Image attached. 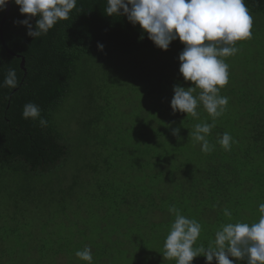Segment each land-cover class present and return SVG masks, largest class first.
<instances>
[{"label": "trees", "instance_id": "trees-1", "mask_svg": "<svg viewBox=\"0 0 264 264\" xmlns=\"http://www.w3.org/2000/svg\"><path fill=\"white\" fill-rule=\"evenodd\" d=\"M244 2L252 36L222 58L229 79L219 94L228 105L207 137L215 149L204 153L192 134L213 118L202 104L198 118L170 106L174 85L194 86L179 72L178 38L161 50L139 24L108 16L107 0H77L67 20L33 38L18 23L28 14L10 0L2 24L8 49L0 39V264H87L75 254L86 246L93 264H176L164 255L170 206L201 224L194 247H208L224 224L259 220L264 0ZM10 69L14 88L4 84ZM133 93L147 95L143 113L131 110ZM29 102L41 110L36 119L22 115ZM225 132L228 151L218 143Z\"/></svg>", "mask_w": 264, "mask_h": 264}, {"label": "clouds", "instance_id": "clouds-1", "mask_svg": "<svg viewBox=\"0 0 264 264\" xmlns=\"http://www.w3.org/2000/svg\"><path fill=\"white\" fill-rule=\"evenodd\" d=\"M8 0H0V11L4 10ZM19 6L21 14H28L18 21L26 26L27 34L33 38L47 34L60 20H67L76 7L77 0H13ZM108 16H126L133 25L139 24L148 38L161 50H167L173 40L184 44L178 55L179 72L185 81L194 86H173L174 95L170 106L172 111L186 113L198 118L197 108L203 105L213 118V123L195 125L193 139L200 142L201 151L210 153L215 149L207 139L215 127V119L220 117L227 105L228 97L221 96L220 89L229 79V65L225 57L235 55L239 49L237 41L250 39L253 17L244 0H107ZM38 17L35 27L29 23ZM103 49V44L97 45ZM4 84L15 87L17 77L10 69ZM199 88L197 96L193 93ZM40 108L34 103L24 106L25 119H36ZM45 121L41 120V124ZM172 134L180 140L179 128ZM232 137L225 132L218 143L226 150L231 149ZM261 216L255 223H227L215 233L214 241L208 247H194L200 236L202 226L194 219L182 215L175 206L169 212L175 214L174 222L166 236L164 255L175 259L176 264H192L195 257L203 255L205 264L215 259L217 264H234L246 261V264H264V203L258 205ZM225 216L231 212L224 209ZM76 256L87 264H93V255L89 247L78 250Z\"/></svg>", "mask_w": 264, "mask_h": 264}, {"label": "rangeland", "instance_id": "rangeland-1", "mask_svg": "<svg viewBox=\"0 0 264 264\" xmlns=\"http://www.w3.org/2000/svg\"><path fill=\"white\" fill-rule=\"evenodd\" d=\"M264 66V65H263ZM238 74L240 75V76H242V74H241V71L240 70H238ZM137 84H145V83H143V82H140V83H137ZM119 96V95H118ZM127 97H128V99H130L129 100V106H130V108H131V110L133 109V108H135V107H138V106H140V108H142V107H145V102H146V100H147V95H145V94H135V93H133V94H128L127 95ZM122 99H124L123 98V96H122ZM128 110V108L127 107H124V112H126ZM145 111V109L144 108H142V110H141V112L143 113ZM81 222H83L84 223V225H85V223H88L87 221H85V220H81ZM94 223L93 222H90V224L88 223V226H91V225H93ZM70 233V232H69ZM128 263V262H127Z\"/></svg>", "mask_w": 264, "mask_h": 264}, {"label": "water", "instance_id": "water-1", "mask_svg": "<svg viewBox=\"0 0 264 264\" xmlns=\"http://www.w3.org/2000/svg\"><path fill=\"white\" fill-rule=\"evenodd\" d=\"M9 10H10V0H8V2H7V4H6L5 15L2 17V20H1V22H0V39H1V42H2V44H3V46H4L5 48H7V46H6V44H5L4 40H3L2 24H3V22L5 21V19H6V15L8 14ZM7 49H8V48H7ZM8 51L10 52V54H13L12 51H10V50H8ZM18 57H20V55H18ZM21 67H22L23 69H25V68H24V58H22V60H21Z\"/></svg>", "mask_w": 264, "mask_h": 264}]
</instances>
